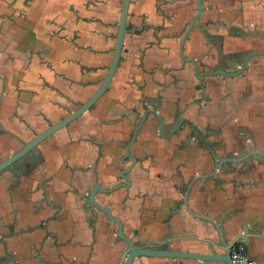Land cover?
Instances as JSON below:
<instances>
[{"label":"crops","instance_id":"1","mask_svg":"<svg viewBox=\"0 0 264 264\" xmlns=\"http://www.w3.org/2000/svg\"><path fill=\"white\" fill-rule=\"evenodd\" d=\"M123 1L0 0V162L100 88ZM202 4L184 45L200 71L232 72L251 53L264 52V0ZM196 12L195 0H131L125 63L86 113L89 126L73 130L70 146L46 145L39 172L37 148L0 174V264H123L126 246L117 228L101 213L91 223L80 204L95 184L124 183L119 171L132 163H122L124 149L112 141L126 137L111 134L109 123L148 99L166 121L164 136L155 121L139 134L129 192L96 196L125 235L139 247L209 254L206 242L220 239L215 225L232 243L264 218V56L240 77H204L201 92L180 53ZM201 95L206 100L193 104ZM181 110L187 123L171 135ZM63 156H71L70 167ZM246 241L249 264H264V239L249 234ZM133 264L224 263L142 257Z\"/></svg>","mask_w":264,"mask_h":264},{"label":"water","instance_id":"2","mask_svg":"<svg viewBox=\"0 0 264 264\" xmlns=\"http://www.w3.org/2000/svg\"><path fill=\"white\" fill-rule=\"evenodd\" d=\"M197 4V12L194 15V17L191 19V21L188 24L187 30L184 34V37L182 39L181 45H180V53L181 57L184 62L190 63L194 66V73L196 79L200 82L201 89L204 90L203 86V78L208 77V76H224V77H230L234 78L237 76H240L247 68L248 63L256 57L264 56V52H255L251 53L248 55L241 66V68L232 74H228L223 71H217V72H200L199 70V64L197 61L192 60V59H187L184 56V45L186 43L187 38L189 37L190 33L192 30L197 27V20L202 16L203 13V4L202 0H195ZM131 0H124L123 1V7H122V12H121V19H120V24H119V31H118V36H117V43L115 47V53H114V58L111 64V67L109 69L108 75L102 84V86L96 91V93L82 106H80L78 109L74 110L71 112L67 117L62 119L61 121L57 122L54 125H51L48 129L43 131L40 134H37L32 140L28 142H24L23 148L8 157L7 159L3 160L0 162V174L3 173L4 171L8 170L10 167L14 166L20 159L25 157L26 155L34 152L37 148L38 145H40L42 142L46 141L50 137H52L54 134L57 132L61 131L65 127H67L70 123L74 122L77 120L80 116L84 115L85 113L89 112L95 104L100 100V98L108 91L109 86L115 76V73L117 71L123 47H124V40L125 36L128 32L127 30V19L129 15V7H130ZM148 114H153L156 116L158 119L161 128L164 126V121H162L161 117L158 115V111L156 109L152 110H147L144 114V118L142 120V123L146 121ZM184 123V119L182 115L180 116V123L178 124L176 130H179L182 124ZM140 128V127H139ZM138 129L134 132V137L132 142H130L126 147H125V155L122 159V163H132L130 167L127 169H121L119 171V177L120 179L124 180L125 183H122L118 185L117 187H114L112 189L103 191L102 188L99 185H96L92 192L89 195V202L88 205L89 207L87 210L90 212L91 217L89 218L90 222L95 221L98 216L99 212L105 213L110 221L115 223L118 226V236L121 240L125 241L126 244L128 245V252L125 256V260L123 264H133V262L136 259H140L142 257H152V258H172V259H192L195 261H200V262H222L224 264H233L232 261V252L239 246V245H244L245 247L248 248L249 242L246 241L247 235L249 234H254L258 236L259 238L264 239V218L260 219L258 222H256L255 225H253L251 228H246L243 227L244 235L232 243L225 237L223 231L220 229L218 225H215L220 239L218 241L214 242H206L207 243V248L208 251H210L209 254H199V253H192V252H184V251H173L171 250L170 247H167V249L162 250V249H156V248H148V247H143L139 248L137 245H135L131 239H129L124 232L123 225L120 221L115 219L112 216V211L100 205L96 200L95 196L97 193H111L114 192L118 189H125L129 190L132 183L129 178V174L134 169V166L136 165V160L134 158L131 159L130 156V148L133 145V143L136 140V133ZM220 165L217 164L216 169H219ZM259 224V225H258ZM262 224L263 227H260ZM214 225V224H213ZM217 248H219L222 252L218 253ZM262 250H264V244L262 246ZM264 253V251H262ZM250 260L248 261L249 264Z\"/></svg>","mask_w":264,"mask_h":264},{"label":"flooded vegetation","instance_id":"3","mask_svg":"<svg viewBox=\"0 0 264 264\" xmlns=\"http://www.w3.org/2000/svg\"><path fill=\"white\" fill-rule=\"evenodd\" d=\"M114 53H115V51H114ZM123 53H124V47H123V51H122V55H121V59H120V62H119V65H118V68H117V71H116V73H115V76H114V78H113V80H112V82H111V84H110V86H109V89H108V91L102 96V97H104L106 94H108V92L110 91V89H111V87H112V85H113V83L115 82V80H116V77H117V74H118V71L120 70V68H121V66L125 63L124 61H125V57L123 56ZM113 58H114V56H113ZM113 61V60H112ZM244 61V60H243ZM112 64V63H111ZM243 64V63H242ZM242 66V65H241ZM110 67H111V65H110ZM110 67H109V69H110ZM194 67V66H193ZM241 68V67H240ZM239 68V69H240ZM109 69H108V72H109ZM239 69H234V71H232V72H227L226 71V73H228V74H232V73H235V72H237ZM247 69V68H246ZM199 70H200V66H199ZM217 71H222V70H219V69H215V70H213V71H207V72H217ZM246 71V70H245ZM244 71V72H245ZM200 72H202V71H200ZM224 72V71H223ZM244 72L240 75V76H242L243 74H244ZM107 75H108V73H107ZM107 75H106V77H107ZM221 77H224V76H222V75H220ZM240 76H237V77H240ZM106 77H105V79H106ZM211 77H215V76H211ZM237 77H234V78H237ZM224 78H229V79H234V78H230V77H224ZM105 79L103 80V82H102V84L104 83V81H105ZM204 79V78H203ZM102 84H101V86H102ZM100 86V87H101ZM201 84L199 85V90H201V92H203L204 90H202L201 89ZM203 86H204V84H203ZM101 97V98H102ZM100 98V99H101ZM203 99H205L206 100V97H202V95H201V97H200V99H197L196 101H194L193 102V104H195V105H200L201 103L200 102H202V100ZM143 100H141V102H142ZM151 99H148V101H143V107L141 108V109H139V108H129V109H127L126 108V110H125V112H122V113H120L115 119H114V121H111L109 124H110V126L112 127L109 131H111V134H113V135H118L119 137H122V136H125L126 137V140L125 141H123V142H121V140L119 139V138H115L114 140L115 141H112V143L114 144V146H113V148H123L124 149V155H125V147L130 143V142H132V140H133V137H134V132L138 129V131H137V133H136V140H135V142L133 143V145L131 146V148H130V152H131V149H132V147H135V146H138L139 144H140V138H139V134L140 133H142V132H145V131H151L152 129H153V121H155L154 123L156 124V126H157V128H158V130H159V134L161 135V136H164L163 135V131H164V128H165V126H166V121L164 120V117L159 113V109H157V107L156 106H153L152 104H151ZM98 103V102H97ZM96 103V104H97ZM96 104H95V106H96ZM82 106V105H81ZM94 106V107H95ZM94 107L92 108V109H94ZM110 109H112L113 108V106H111V107H109ZM78 109V108H77ZM91 109V110H92ZM152 109H156L157 111H158V115L161 117V119H162V121H164V126L161 128V125H160V123H159V121H158V119L156 118V116L155 115H153V114H148V117H147V119H146V121H144V123H142V120H143V118H144V114H145V112L147 111V110H152ZM90 110V111H91ZM89 111V112H90ZM88 113V112H87ZM183 110H181L178 114H177V117H178V120H177V122L175 123V125H174V127L172 128V131H171V135H176V134H178L182 129H183V127H184V125H185V123H187L186 122V119L183 117ZM85 115H86V113L84 114V115H82V116H80L77 120H75L74 122H72V123H70L67 127H65L64 129H62L61 131H59V132H57L56 134H54L52 137H50L49 139H47L46 141H44V142H42L40 145H38V172L41 170V168L45 165V162H46V158H45V156H44V154H43V149H46V145H48L50 142H52V143H50V145L49 146H51V147H53L54 149H58V148H63V147H66V146H70L69 145V143L71 142V141H73V138H72V135H71V133L73 132V130H77V129H81V128H85L86 126H89V122H88V120H87V122H85V120H84V117H85ZM182 115V117H183V119H184V123L182 124V126L180 127V129L179 130H176V128H177V126H178V124L180 123V116ZM67 117V116H66ZM54 125V124H53ZM51 126V125H50ZM49 126V127H50ZM48 127V128H49ZM140 127V128H139ZM47 128V129H48ZM46 129H44V130H42V131H38V134H40V133H42L43 131H45ZM37 135V134H36ZM82 139V137H78V140H81ZM85 139V138H84ZM55 140V141H54ZM87 140H89L90 141V139H87ZM74 142V141H73ZM60 152L63 154L64 152H66L65 150H60ZM33 153V152H32ZM31 154V153H30ZM30 154H28V155H30ZM28 155H26V156H28ZM25 156V157H26ZM130 156H131V153H130ZM25 157H23L22 159H24ZM64 158H63V166L64 167H70L71 165H70V162H69V157H71V156H69L68 158H67V156H63ZM22 159H20L19 161H21ZM132 159V158H131ZM137 162H136V164L137 163H139V159H135ZM18 161V162H19ZM17 162V163H18ZM80 165H83V163H84V161H83V159H80ZM16 163V164H17ZM15 166V165H14ZM14 166H12V167H10L9 169H11V168H13ZM119 179H120V177H118ZM122 180V179H121ZM122 181H124V180H122ZM124 183H125V181H124ZM120 184H122V183H118V184H115V185H113V186H111V187H107V188H102V190L103 191H106V190H109V189H112V188H114V187H117L118 185H120ZM96 185H98V184H95L93 187H92V189L90 190V192H88L84 197H83V202H82V204H80V208H82V210L83 211H86L87 213H90L88 210H87V208L89 207V205H88V203L87 202H89V200H88V198H89V195H90V193L92 192V190H93V188L96 186ZM131 188V187H130ZM125 191V193L126 192H129V190H125V189H118V190H116V191H114V192H111V193H97L96 194V196L98 195V194H104L105 196H112V195H114L116 192H118V191ZM71 192H72V194H74V196L75 197H77V198H79L80 199V194H79V191L77 190V189H71ZM96 196H95V200H96ZM101 205V204H100ZM103 206V205H102ZM104 207H107V208H109L111 211H112V216L115 218V219H117L114 215H113V210L109 207V206H104ZM40 210V205H38V211ZM99 213H101V214H104L105 216H106V218H107V220H108V222L110 223V224H112L114 227H116L117 228V230H118V226L115 224V223H113L112 221H110L109 219H108V217H107V215L105 214V213H102V212H99ZM118 220V219H117ZM119 221V220H118ZM92 223V222H91ZM123 225V224H122ZM124 228V227H123ZM118 232H119V230H118ZM125 232V231H124ZM118 238H119V236H118ZM120 239V238H119ZM130 239V238H129ZM121 240V239H120ZM121 241H123V240H121ZM124 242V244H125V246H126V249H125V256H126V254H127V252H128V245L126 244V242L125 241H123ZM133 242V241H132ZM134 243V242H133ZM135 244V243H134ZM135 245H137V244H135ZM137 247H139L138 245H137ZM145 248V247H148V248H151V247H149L148 245H144V246H142V247H139V248ZM247 248V247H246ZM247 251H248V248H247ZM125 260V259H124ZM137 260V259H136Z\"/></svg>","mask_w":264,"mask_h":264},{"label":"built area","instance_id":"4","mask_svg":"<svg viewBox=\"0 0 264 264\" xmlns=\"http://www.w3.org/2000/svg\"><path fill=\"white\" fill-rule=\"evenodd\" d=\"M232 261L233 264H248L249 256L247 248L244 245H239L233 252H232Z\"/></svg>","mask_w":264,"mask_h":264},{"label":"rangeland","instance_id":"5","mask_svg":"<svg viewBox=\"0 0 264 264\" xmlns=\"http://www.w3.org/2000/svg\"><path fill=\"white\" fill-rule=\"evenodd\" d=\"M35 134H38V131H37V133L35 132ZM32 160L34 161V160H35V158H33Z\"/></svg>","mask_w":264,"mask_h":264}]
</instances>
